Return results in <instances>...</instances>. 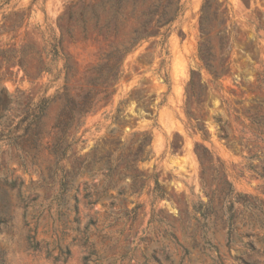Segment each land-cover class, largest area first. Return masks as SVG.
<instances>
[{"label":"rangeland","instance_id":"rangeland-1","mask_svg":"<svg viewBox=\"0 0 264 264\" xmlns=\"http://www.w3.org/2000/svg\"><path fill=\"white\" fill-rule=\"evenodd\" d=\"M204 2L0 0V264H264V0L217 80Z\"/></svg>","mask_w":264,"mask_h":264},{"label":"trees","instance_id":"trees-1","mask_svg":"<svg viewBox=\"0 0 264 264\" xmlns=\"http://www.w3.org/2000/svg\"><path fill=\"white\" fill-rule=\"evenodd\" d=\"M213 0H205L203 5V14L201 16V32L204 35L205 39L201 42L199 46V56L200 60L203 63V66L208 70L210 75L213 77L214 80H217L219 77L224 75V67L227 63V61H223L220 59L218 65H214V57L215 55L212 52V32L216 28V25L214 23V19L216 16L221 15L222 20L220 21V29L218 31L219 35L221 32H225L227 30V22L223 18L225 17L227 13V9H223L222 11H215L211 15L210 8H211V2ZM220 43L223 44V41H225V38L222 36H219ZM194 73V71H193ZM192 83V80H191ZM194 96V94H192Z\"/></svg>","mask_w":264,"mask_h":264}]
</instances>
